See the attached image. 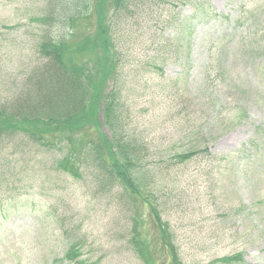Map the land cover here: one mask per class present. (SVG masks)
I'll return each instance as SVG.
<instances>
[{
	"label": "rangeland",
	"instance_id": "obj_1",
	"mask_svg": "<svg viewBox=\"0 0 264 264\" xmlns=\"http://www.w3.org/2000/svg\"><path fill=\"white\" fill-rule=\"evenodd\" d=\"M198 2L194 15L189 5L161 10L178 19L158 27L167 28L159 33L165 40L177 35L178 54L134 88L127 76L125 113L130 131L162 150L181 151L195 133L214 158L238 155L221 167L200 156L169 174L174 194L163 199V217L184 264L240 252L245 264H264V0ZM46 4L0 0V102L37 61ZM10 137L0 142V264H60L74 242L83 264H141L128 246L132 205L118 185L96 193L90 171L83 183L56 169L58 150ZM115 199L124 202L121 213Z\"/></svg>",
	"mask_w": 264,
	"mask_h": 264
},
{
	"label": "trees",
	"instance_id": "obj_2",
	"mask_svg": "<svg viewBox=\"0 0 264 264\" xmlns=\"http://www.w3.org/2000/svg\"><path fill=\"white\" fill-rule=\"evenodd\" d=\"M185 5L193 15L203 8L196 0H47L40 18L46 28L33 50L37 61L0 102V142L6 134L10 139L22 136L34 146L61 152L56 169L71 179L85 183L90 171L97 180L96 193L104 183L122 189L132 205L128 246L141 264H157L152 253L158 264L185 263L163 217V199L174 194L171 170L200 156L216 160L217 167L238 157L214 158L200 134H186L180 151L162 150L130 131L124 109L127 76H132L134 88L137 79L162 74L168 57L178 54L177 35L165 40L159 33L167 28L158 27L175 26L178 19H163L161 10ZM142 33L147 42H141ZM253 149L252 143L247 152ZM121 202L111 201L119 213ZM243 254L206 264H245ZM80 255L74 242L59 263L83 264Z\"/></svg>",
	"mask_w": 264,
	"mask_h": 264
}]
</instances>
